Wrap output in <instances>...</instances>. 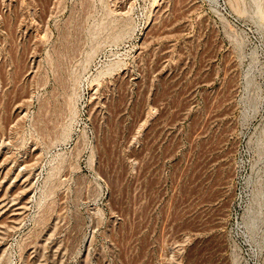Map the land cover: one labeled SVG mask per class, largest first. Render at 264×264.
<instances>
[{"label": "rangeland", "instance_id": "374dc122", "mask_svg": "<svg viewBox=\"0 0 264 264\" xmlns=\"http://www.w3.org/2000/svg\"><path fill=\"white\" fill-rule=\"evenodd\" d=\"M252 6L0 0V264H264Z\"/></svg>", "mask_w": 264, "mask_h": 264}, {"label": "bare ground", "instance_id": "6f19581e", "mask_svg": "<svg viewBox=\"0 0 264 264\" xmlns=\"http://www.w3.org/2000/svg\"><path fill=\"white\" fill-rule=\"evenodd\" d=\"M252 9L254 10V13L259 16L264 17V0H253V6ZM264 143V136H261L260 141H259V148L261 149L263 147ZM4 207V202L3 200H0V209ZM22 208L19 207V211ZM252 211L250 214V218L247 221L246 225L248 229L250 230L251 234L253 237L258 233L260 227L264 223V177L263 179L259 182V186L256 190L255 198H254V205L252 206ZM263 242L264 237L261 238Z\"/></svg>", "mask_w": 264, "mask_h": 264}]
</instances>
